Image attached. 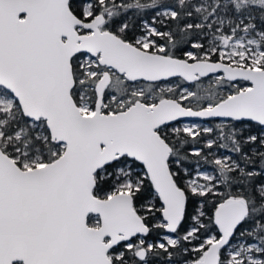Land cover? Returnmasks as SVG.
Here are the masks:
<instances>
[{
    "label": "snow or ice",
    "instance_id": "1",
    "mask_svg": "<svg viewBox=\"0 0 264 264\" xmlns=\"http://www.w3.org/2000/svg\"><path fill=\"white\" fill-rule=\"evenodd\" d=\"M0 264H264V0H0Z\"/></svg>",
    "mask_w": 264,
    "mask_h": 264
}]
</instances>
